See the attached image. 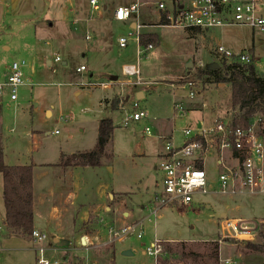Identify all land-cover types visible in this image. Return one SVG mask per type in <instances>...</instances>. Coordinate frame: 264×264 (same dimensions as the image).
<instances>
[{
	"label": "rangeland",
	"instance_id": "1",
	"mask_svg": "<svg viewBox=\"0 0 264 264\" xmlns=\"http://www.w3.org/2000/svg\"><path fill=\"white\" fill-rule=\"evenodd\" d=\"M36 6L44 11L48 9L54 12L52 18L62 19L67 11L79 13L87 17L88 0H35ZM59 1V3H57ZM69 1L72 6H69ZM110 6L129 5L136 0H107ZM264 16V7L261 10ZM63 18V19H64ZM110 18V17H109ZM141 24L145 27L143 34H157L160 45L155 46L153 51L145 53L138 61V44L130 41L126 48L121 49L118 40L122 36H127L128 25L125 23L110 21L107 17L98 21V25L103 28V37L97 29L89 30L80 24L77 37L67 43L59 50V55L55 56V43L52 39L50 47H46L47 57L54 61L55 57H60L61 63L47 68L43 58L36 53L23 51L15 53H4L0 51V77L7 71L13 63L26 62L23 68L25 85L18 90V101L16 107L11 104L8 94L3 96L7 113V127L15 129L11 140L5 146V161L15 165H24L28 161L29 153L32 151L34 161L37 163H47L54 165L60 153L67 151L63 141L65 137L70 138V144L78 142L82 137L85 141L91 140V132L99 119H111L115 126L109 148L114 157L116 167L124 172L128 171L133 159H137L136 154H145L150 160L148 165V176L150 185L160 187L161 174L154 171L152 162L158 152L164 151L165 138L171 135L176 146L185 143L183 131L190 129L193 131L199 121L203 120L207 126L213 125L217 119L231 121L236 115L231 108L230 89L225 84H214L206 82V78L198 79L200 69H206L217 62L214 51L217 46L223 45L234 53L249 52L254 50V66L261 77H264V34L254 32L248 27L233 26L214 29L210 31L178 30L172 28L158 27L159 21L156 13L147 9L142 11ZM56 27V37L61 30L66 29L63 21H59ZM91 36L87 41L86 36ZM55 53V54H54ZM15 56L14 58H11ZM66 62V65H63ZM220 63V62H218ZM56 64V63H55ZM191 67H187L188 65ZM139 66L141 85H124L126 79L122 75L125 66ZM84 66L87 71L78 72ZM92 75V76H91ZM117 77L116 81L110 80ZM193 80L200 91L198 97L193 100L183 99L184 106L188 110L182 118L173 117L172 99L168 94L167 85L172 83ZM94 83L97 88L81 89L80 85ZM101 84H112L111 89H104ZM88 90L90 95L82 92L80 96H75V90ZM138 92H145L146 99L137 98ZM106 95L107 110L100 106L99 101ZM119 101L116 111L112 110L114 101ZM140 101V107L149 113V121L129 123L123 125L126 113L131 112L132 104ZM19 105V107H18ZM36 105V106H35ZM50 108L54 112L51 119L44 116L46 109ZM24 117L26 127L24 135L21 129L14 125L16 118ZM256 121V120H255ZM256 131L261 136L264 144V127L256 124ZM21 126V125H20ZM146 127H150L151 136L144 133ZM57 131L59 136L53 135L44 137L40 146L35 149L33 141L28 138L29 131L44 130ZM23 136L22 140L17 136ZM31 141V142H30ZM78 144V143H77ZM35 149V150H33ZM53 167V166H51ZM204 168L207 174L215 179L217 168L214 155H209L205 159ZM122 174V173H121ZM129 172L124 174L128 176ZM98 175V176H97ZM107 169H88L87 178L90 182H98L97 177H107ZM2 175L0 174V179ZM82 202L86 207L95 208L97 205L111 206L112 202L108 197H104L101 202L94 201L90 190L85 191ZM84 192V193H85ZM0 187V203H2ZM60 195L50 197L54 199L53 204H59ZM198 203L190 209L183 211L166 209L161 212V216L155 220L144 221V231L142 239L136 237L128 241H118L115 236L116 231H120L125 224L135 223L144 219L148 212L135 220L128 221L122 212H118L120 222L113 221L114 212H106L100 209L101 218L90 214L89 226L87 223L86 232L93 233L90 236L92 246L77 244V248L89 247L90 250L84 253L70 251L68 247L59 249L55 245L51 231L45 232L47 240L43 243L48 251L46 258H52L56 264H111L119 246L128 248L134 252V256H122L117 251L115 264H221V258H232L237 264H264V254L252 251L247 243L261 244L263 240L259 236L256 241L242 242L236 239H225L222 244L221 231L219 227L220 214L223 211L229 213L232 218H242L245 220L264 219V194L243 195L234 198L223 197L217 194L198 196ZM200 202V203H199ZM203 204V205H201ZM69 206V203H66ZM60 207L61 203L59 204ZM57 213V211H55ZM60 212H62L60 210ZM55 213V214H56ZM59 216V213H58ZM60 217V216H59ZM106 217V218H105ZM225 217V216H224ZM94 219H96L95 222ZM1 221V220H0ZM126 221V222H124ZM2 222V221H1ZM42 223V222H41ZM97 233V234H95ZM260 233H263L264 230ZM5 229L0 234V264H38V254L35 252L32 238L23 236L19 239L12 238ZM244 238V237H242ZM156 240L169 241L163 244V255L157 260L145 254V251L152 246ZM171 240H174L170 242ZM219 244V258L216 261L212 254L215 251V244Z\"/></svg>",
	"mask_w": 264,
	"mask_h": 264
},
{
	"label": "built area",
	"instance_id": "2",
	"mask_svg": "<svg viewBox=\"0 0 264 264\" xmlns=\"http://www.w3.org/2000/svg\"><path fill=\"white\" fill-rule=\"evenodd\" d=\"M145 7L157 14L158 27L161 28L210 31L242 26L264 34V16L261 13L264 0H136L125 6H110L107 0H88L90 20L104 19L109 13L111 21L129 26L127 36L120 37L118 45L124 49L130 41L136 42L138 61L143 54L155 49L153 44H148L146 47L140 45V37L145 27L141 24L140 18ZM214 55L217 62L213 64L219 66L223 62L227 65L246 66L255 62L254 55L249 52L234 53L223 45L216 47ZM54 62L61 63L60 57H55ZM25 66H27L25 61L12 64L7 79L0 84V105L6 94L11 101L18 100V90L25 85L22 71ZM85 70L86 68L82 66L77 71ZM122 75L127 79L125 83L120 82L121 86L143 84L139 66H125ZM111 85L101 84L100 86L111 89ZM165 89L171 96L175 119L182 118L188 111L183 99L191 101L200 94L193 80L172 83ZM139 102L135 101L132 104V111L126 113L123 120L124 126L150 120L149 113L141 109ZM233 121L234 116L231 121L217 119L213 125L207 126L201 120L193 131L190 129L183 131L186 141L182 146L175 145L172 135L165 138L164 151L157 166V171L161 174L159 191L144 207L148 212L144 219L125 224L120 231L114 233L118 241H128L133 237L142 239L145 220L150 221L151 218L157 220L161 212L166 209L179 211L190 209L198 203V196L217 194L234 198L264 194V144L256 131V124L260 125V119L254 121L248 129L234 128ZM144 133L151 136L150 127H146ZM28 138L32 140L33 135L29 134ZM209 155L215 157L217 168L215 179L211 178L204 168L205 159ZM1 221L0 234L6 229L3 220ZM219 227L221 231L219 243L221 244L225 239H236L240 242L244 239L253 242L264 230V219L245 220L225 216L220 218ZM31 238L34 250L39 256L37 263L56 264L52 258L45 257L48 250L42 245L47 240L46 234L34 230ZM90 241L89 237H84V245L92 246ZM168 242L156 240L145 254L157 260L163 255V244ZM221 264H237V262L232 258H225L221 260Z\"/></svg>",
	"mask_w": 264,
	"mask_h": 264
},
{
	"label": "crops",
	"instance_id": "3",
	"mask_svg": "<svg viewBox=\"0 0 264 264\" xmlns=\"http://www.w3.org/2000/svg\"><path fill=\"white\" fill-rule=\"evenodd\" d=\"M57 3H59V1ZM69 6H72L71 1H69ZM63 11L66 13L65 18L64 14L60 16L62 19L57 17L52 18V14L54 12L49 9L44 11L42 8L39 10L36 6L35 0H0V51H3L4 53L13 52L15 55L21 52L20 50L30 51L32 53L35 52V57L38 56L43 58L46 67L51 68L53 65H57L58 63L55 64L52 59L47 57L46 47L51 46V42L49 41L50 39H52L55 43V49L57 51H55L56 54H54L55 56H58L59 50L62 49L64 45L76 39V33L79 31L80 24H83L85 28H89V30L97 29V32L101 37L105 35L103 28L97 23L102 19L90 20L89 13H87V17H85L83 15H79V13H71V11H67V8H64ZM106 15L109 19L110 14L107 13ZM59 21H63L66 29L64 30L63 28L58 37H56L54 31H56V27H60L58 25ZM86 40H91V36L89 34L86 36ZM14 57L15 56H12L11 58ZM66 64V62H63V65ZM10 68L11 67L9 66L7 71L0 77V84L5 82L7 79ZM93 84L94 83L88 81L87 86L80 85V88L85 89L87 87L89 90L97 88V86ZM82 92L90 95L88 90L80 89L75 90L74 95L80 96ZM136 96L142 100L146 99L145 92H138ZM108 99L109 98L104 95V97L99 101L100 106H102V108L104 107L105 110L109 109L107 104ZM17 101H11V104H14L16 107ZM44 116L47 119L53 118V110L50 108L46 109ZM6 118L7 113L5 112L4 104H1L0 146L3 147L4 154H6L5 146L11 140L10 135L15 132V129L7 127ZM104 119L106 118H102L97 121L96 126H94L91 132V140L85 141L81 137L78 142L70 144V138L65 137L60 143L63 144L64 148L67 147L68 150L60 153V157L54 165L36 163L32 156V151L30 152L31 149H29V153L31 155L28 156V161L24 163V165L32 164L34 166V230L45 233L47 232V229H49L54 239L67 243V246L65 247H68L71 252L74 251L84 253L90 250L89 247L77 248L76 246L79 244L82 247L84 245V237L87 236L90 238L93 234L86 232L85 230V225L89 223L90 214L101 218L103 215L101 214L100 209L103 208L106 212L113 211L115 213L114 217H112L115 222L121 221L120 218H118V212H122V215L128 221L135 220L138 216L144 213V207L159 191V187L157 185H150L147 172L150 160L144 157L146 155L137 153L136 156L138 158L135 160L133 159L132 165L129 166L127 171L129 174L128 176H125L124 174L127 173L126 170L124 172L120 171L113 163L114 157L109 148L111 140L106 146L105 153L102 157V165L100 166V168L107 169L108 176L104 177V179L103 177H97L99 178L98 182H90L87 178L88 169L90 167L77 166L74 165L75 163L68 168L59 166L62 156L69 157L74 154L90 151L95 147L98 140L99 123ZM13 124L17 125L18 128H22L20 133L24 135L23 130L27 123H25L22 114L16 118ZM29 132L33 135L32 141L35 149L40 146L43 136L50 137L53 135V133L48 129L44 130L42 134H38L39 131L34 132L31 130ZM54 135L59 136L60 133ZM22 137V135H19L16 137V140H22ZM162 153L163 151L158 152L152 162V168L155 172L157 171V166L160 162ZM6 164L10 166L15 165L10 161ZM0 187L1 194H3V177L0 179ZM86 190H90L95 202H101L103 198L107 196L110 202H112V205H97L95 208L86 207L82 202V197L85 196ZM57 193L60 195L59 204L61 203V206L63 207H60L59 204L56 205V203L53 204L51 202V200L54 202V199H50V197L55 196ZM1 197L2 203H0V219L4 220L5 208L3 195H1ZM66 203H69L70 205L67 206ZM60 210L62 212H60ZM55 211H57V213ZM58 213L60 217L58 216ZM224 216L230 217L229 213L226 211H223L220 214V217ZM95 221L96 219H94L93 222ZM89 226H92V224L89 223ZM20 237L21 236L12 238L19 239ZM65 247L59 246V249H63ZM116 248V252L113 253L114 257L112 259L114 264L115 255L118 249L121 252V255L123 251L128 250V248H120L119 246ZM223 259L225 258H221L220 256V260Z\"/></svg>",
	"mask_w": 264,
	"mask_h": 264
},
{
	"label": "trees",
	"instance_id": "4",
	"mask_svg": "<svg viewBox=\"0 0 264 264\" xmlns=\"http://www.w3.org/2000/svg\"><path fill=\"white\" fill-rule=\"evenodd\" d=\"M200 32V29H194ZM160 45L157 34H142L140 45ZM249 53L254 55V50ZM206 78V82L225 84L230 89L231 108L236 112L233 127L248 129L251 124L260 119V127H264V77L252 65H227L221 63L219 68L200 69L198 79ZM119 101H114L112 110L116 111ZM115 126L111 119L101 120L98 129V140L95 147L87 152L74 154L69 157L62 156L59 166L68 168L72 164L83 167H100L107 144L112 138ZM0 174L3 177V202L5 218L3 220L8 234L12 237L29 236L34 231V166L7 165L4 149L0 146ZM263 240L261 244L247 243L254 252L264 254V235H259ZM213 258L218 261L219 244H215ZM111 264H114L113 260Z\"/></svg>",
	"mask_w": 264,
	"mask_h": 264
},
{
	"label": "water",
	"instance_id": "5",
	"mask_svg": "<svg viewBox=\"0 0 264 264\" xmlns=\"http://www.w3.org/2000/svg\"><path fill=\"white\" fill-rule=\"evenodd\" d=\"M187 67H191V65L189 64ZM210 68L211 69H217V68H219V65L212 64L210 66ZM111 80L112 81H116L117 80V77H113ZM53 241H54L55 245H59L61 247L67 246V243H65L63 241H59L58 239H54ZM122 255L123 256H126V257H130V256H134V252L132 250H125V251L122 252Z\"/></svg>",
	"mask_w": 264,
	"mask_h": 264
},
{
	"label": "bare ground",
	"instance_id": "6",
	"mask_svg": "<svg viewBox=\"0 0 264 264\" xmlns=\"http://www.w3.org/2000/svg\"><path fill=\"white\" fill-rule=\"evenodd\" d=\"M244 240V239H243Z\"/></svg>",
	"mask_w": 264,
	"mask_h": 264
}]
</instances>
